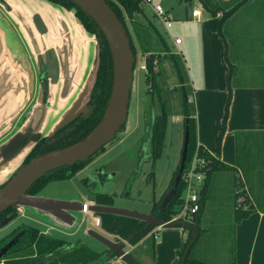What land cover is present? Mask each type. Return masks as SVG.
Wrapping results in <instances>:
<instances>
[{"label":"crops","instance_id":"obj_1","mask_svg":"<svg viewBox=\"0 0 264 264\" xmlns=\"http://www.w3.org/2000/svg\"><path fill=\"white\" fill-rule=\"evenodd\" d=\"M193 1L196 3L194 10L198 9L201 11V16L199 18H194L192 16L194 10H192V13L189 12V4ZM153 2L161 5L163 3L162 0H153ZM179 2L188 6V17H186L185 11L184 13L185 21H188L189 23L183 25V35L177 36L182 41L180 45H176L175 39L173 38L170 44H166L169 50L183 56L184 63L188 69L187 73L194 91L191 100L194 101L196 105L197 143L207 152L216 156L218 138L223 126L225 108L228 101V87L230 86L231 72L230 66L233 65L229 59V44H233L232 52H264V2L256 0L253 4H250L253 5L254 9H256L255 13H253V17L245 20L239 19L237 24H233L232 22L230 24V21L236 19L230 18L223 26L220 23L222 14L219 13L217 17H213L210 11L205 9L199 0H179ZM50 7L64 17V22L62 24H66L72 33L76 35L79 30H77L71 20L66 17L65 11L56 6L50 5ZM143 7L144 10H146V8H149L150 6L144 5ZM166 11L169 15V11ZM153 14L155 15L154 11ZM170 18L173 20L171 16ZM52 19L53 22H55L53 17L50 18V20ZM0 20H2L1 24L6 26V32H3L0 28V82L5 83L9 89L6 94L0 98L1 145L22 129L26 121L33 115V108L37 104V101L41 98H39V91L37 99L30 106L32 94L36 89L32 83L31 69H29L30 66L27 58L28 52L32 57H34V55L30 51L19 25L1 6ZM148 20L150 19L148 18ZM65 21L67 23H65ZM159 22L162 27H165L160 20ZM52 25L55 28V31H58V25L56 23H53ZM185 26L188 28H185ZM242 26H253V28L247 30L246 27ZM155 27L159 34H161V28L159 30L156 24ZM170 29H172V27ZM165 30L167 32L169 31L166 27ZM246 32H249L251 35H246ZM84 35L89 40L87 43L88 52H83V50L80 49V52L75 53V57L80 56L81 53L83 54L82 59L78 60V64L77 62L76 64L86 67V79L88 80L94 70L96 52L95 43L92 39L93 35L88 33ZM247 39L248 41L249 39L254 40V43L249 44L247 41V45H244V42ZM9 40L14 44L13 49H9L8 47ZM22 41L24 42L28 52H25L22 47ZM8 49L10 52H8ZM193 50L196 54L194 53L193 55H189L191 61H188L182 52H186L188 55L189 53H192ZM57 56L59 66L61 68V58L58 53ZM28 66L29 68H27ZM233 79L234 75L231 82L232 86H234ZM87 80L85 84L81 86H79L80 82H76L74 86L75 90L73 89L72 91H69L63 97H61L60 90L62 89L61 81L58 85L52 88L50 93V103L48 106L46 105L47 108L45 107L48 115L44 128L42 129L41 136L51 135L54 133L56 126L73 108H66L68 99L75 96L77 100L78 96L85 89ZM233 88L226 133L222 140L221 155L219 158L220 161L227 166L237 168V171H230L228 173L233 174L232 192L236 199L238 198L237 200H239L238 203H240V206L241 204L243 206L242 202L244 200H249L250 203L243 206L244 210H248L251 207L254 208L253 213H251L249 217L243 219L235 226L234 264H264V85H235ZM25 113L26 118L23 119L20 124L17 122L12 129V123L22 118ZM244 134L249 135H246L243 138L245 148L243 149L241 156L245 155V158L243 162H240L238 155V136L240 135L242 137ZM250 139H254L252 143L250 142ZM15 171L16 167L12 168L10 172L4 175L3 178H1L2 184L11 179ZM244 174L248 176V180L245 179ZM240 175L243 177L241 178ZM218 181L216 180V183ZM240 186L242 190L246 191L243 195L239 194ZM211 189L212 185L210 183L208 191L210 192ZM218 189L219 187L216 188V190ZM207 198L208 196L205 198L203 203L201 214V227L204 226V228L205 225L211 223L212 218ZM93 203L94 201L89 202V204ZM25 210L27 211V209ZM155 210H159V208H156ZM34 215L36 216V214ZM83 215L85 217L81 218V221L78 223V227L67 233L69 236H73L74 238V236L76 237V235H78V230L84 223L85 218L90 219L93 227L101 228V226L97 227L94 224V218L90 214ZM147 215H153V213ZM41 224H43V222H41ZM50 225L51 226H48L50 229L45 231L40 230L44 234L50 236L48 233L50 230L55 228L62 229L52 223ZM158 228L159 227L156 229ZM91 230L96 231L87 227L84 233L85 236H83V234L78 237L75 242H81L99 253L104 252L107 247L98 242L96 239L90 237L89 232ZM204 230L205 231L203 233L206 232V229ZM97 233L113 242L118 240L115 235H112L105 230L101 233ZM160 233L162 234L160 235ZM86 235H89L88 237L100 246L89 245V242L86 241L85 238ZM187 236L188 232H186L182 227L162 226L157 232L156 241H158L155 246V259H151L152 262L148 261V257L151 256V253L149 252L147 243H139L136 246L126 243V250L128 252L134 251V257L141 264H180L178 252L182 248V244L186 241ZM201 238L202 234L198 243ZM120 240L124 242L126 241L122 239ZM193 257L201 260L199 251L197 250L196 252L194 250ZM104 264L128 263L119 257H114L106 261Z\"/></svg>","mask_w":264,"mask_h":264},{"label":"rangeland","instance_id":"obj_2","mask_svg":"<svg viewBox=\"0 0 264 264\" xmlns=\"http://www.w3.org/2000/svg\"><path fill=\"white\" fill-rule=\"evenodd\" d=\"M22 1L33 9L43 8L47 11L50 7L49 4L58 7L56 4H53L48 0ZM110 1L118 6V2L116 0ZM162 1V5L169 11V16L173 18L172 29L167 32L165 27H162L159 19L153 14L151 7L146 8L145 14L150 20H152L154 25L156 24L159 30L161 28L160 31L162 39L167 44H170L172 38L176 39L179 38L177 36L183 35V25L188 24L189 22L185 21L184 3H180L179 0ZM216 1L217 6L223 8L224 11H230L239 2L238 0ZM254 1L256 0H250L245 6H243L244 8L241 7L232 17L236 19L230 21V24L231 22L233 24H237L239 19L245 20L253 17V13H255L256 9H254L253 5L250 4H253ZM260 1L264 2V0ZM189 5V12L192 13V10L195 9L196 3L193 1ZM72 12H74V10ZM124 17L137 49L135 88L132 93V100L129 109V122L124 129V133L117 141H114L112 145L108 146L102 154L90 161L73 179L63 183H52L47 186L41 195L47 199L54 201L57 200L62 203L75 202L85 204L95 201L96 195L108 194L112 197V206L115 208L141 214H151L154 213L156 208H161L164 198L170 191L172 181L176 178L175 173L178 172L179 169L185 138L184 130L186 118L183 115V103L185 100H188L191 107L196 108V105L194 101L191 100L194 91L192 83L189 80L187 73L188 69L184 63L183 56L171 50H169L170 52L168 53L164 52L155 32L150 33L152 44L155 45V50H150L149 52L145 51L140 41L137 39L134 24L130 22L126 12L124 13ZM137 18L139 22L147 26L148 23H145L144 18ZM1 22L2 20H0V28L3 32H6V26L1 24ZM242 27H246L247 30L253 28V26ZM185 28L188 27L185 26ZM245 34L248 36L251 35L249 32H246ZM247 41L248 39L244 42V45H247ZM253 41L254 40L249 39L248 43L253 44ZM22 43V47L25 52H28L23 41ZM8 47L9 49L14 48V44L10 40L8 41ZM232 48L233 44H229V59L235 67L233 85H264V52H232ZM9 49L8 52H10ZM80 49L85 52L83 47H80ZM75 53L76 52H73V54ZM182 53H184V57L188 59V61H191L189 55H193L194 53L196 54L194 50L188 55L186 52ZM148 54L150 57L154 54L161 55L163 58L165 57L161 64L157 67L161 70V76L157 79V85L162 96V103H164L163 109H165L168 116V126L163 152L160 159L156 162L155 167H153L151 162H147V160L144 159V156L148 153V146L150 142L148 125L150 124L153 115L159 114L161 109L157 92L154 93L153 98V94L150 91L149 84L147 82L148 71L145 72L140 69L144 60L147 59ZM171 55H177V57L183 61V67L186 71L185 86L180 84V80L171 60ZM82 57V53L80 56L75 57L77 64L78 60H81ZM62 62L67 68L70 65L64 59H62ZM155 64H157V62H155ZM27 68H29V66ZM72 69H75V77L77 79L76 82H79V80L85 75L86 67L78 65L76 67L72 66ZM93 79L94 72L91 77V80ZM94 83L92 88L94 87ZM73 89L75 90V88ZM82 102H77L76 108H81L83 104ZM25 118L26 113L22 116V118H20L21 120L18 119L16 122L12 123V129L17 122L20 124ZM152 172H154V178L150 177ZM240 177L242 178L243 176L240 175ZM244 177L245 179L248 178L245 174ZM232 178L233 174L231 173L219 172L215 173L211 180L212 189L207 195V203L210 206V212L212 215L211 223L205 225V228L204 226L201 227L203 231L206 229V232L202 233V238L196 246V249H194L195 252L196 250L199 251L200 259L208 264H234L235 262L234 230L236 221L234 214L237 209H235L236 205H238V208H241V206L238 203L239 200L236 199L232 192ZM216 180L219 181L216 183ZM215 187H219V189L216 190ZM239 190V194L242 195L246 192L245 190H242L241 186L239 187ZM19 210L18 214L21 215L0 229V242L6 241L7 236L20 227H37L39 230L41 229L45 231L50 229L48 226H51V222H55L56 220L45 215L40 216L37 214L35 216L32 209L29 208L27 211L25 209ZM76 215L78 216L79 222L81 221V218L85 217L82 213H77ZM84 220V223L78 230V235H76L77 238L75 236L74 238L73 236H69L67 233H69L70 230H67L66 228H55L50 230L48 233L53 238L63 239L68 242H75L78 237L85 233V229L87 227H90L100 233L104 231L102 228L93 227L90 219L85 218ZM41 222H43V224H41ZM161 234L162 233H160V235ZM83 236H85V234ZM88 236L89 235H86L85 238L86 241L89 242V245L100 246ZM149 252H151L150 247ZM133 254L135 255V253ZM148 259L149 262H152L151 256L148 257Z\"/></svg>","mask_w":264,"mask_h":264},{"label":"water","instance_id":"obj_3","mask_svg":"<svg viewBox=\"0 0 264 264\" xmlns=\"http://www.w3.org/2000/svg\"><path fill=\"white\" fill-rule=\"evenodd\" d=\"M84 13H86L98 26L99 31L104 35L113 60V83L111 96L106 112L99 125L83 140L60 150H56L31 161L28 165L20 168L12 178L2 184L1 178L14 167L16 170L21 166L28 154L33 150L41 138L42 129L47 119L46 105L42 104V99L37 101L33 108V115L29 118L22 129L12 138L0 145V215L11 208L14 209H32L34 214L45 215L56 219L52 221L54 225L74 230L79 219L77 213H84L82 203L68 202L62 203L57 200H50L42 195L31 196L28 194L30 189L44 176L58 169L74 166L80 162H87L90 158L98 154L102 149L112 145L116 139H119L124 133L123 127L129 122V109L132 100V93L135 88V69L136 55L133 52L131 39L123 22L113 10L110 3L106 0H71ZM0 6L11 16L19 25L30 51L39 63L42 57L47 66L49 76L50 92L53 87L62 82L61 97L72 91L76 84L75 69L72 66H78L73 52H80L83 47L88 52V39L85 27L79 22L75 12L64 8L66 17H68L77 30L76 35L72 33L64 22V17L56 10L49 7L46 11L43 8L29 7L22 0H0ZM50 6V4H49ZM186 17H188V6H185ZM54 18L50 20V18ZM53 23L58 26L55 31ZM65 23H67L65 21ZM54 28V29H53ZM95 43L96 63L94 66V79L91 80V73L86 87L78 96L75 105L67 115L63 117L56 126L55 131L69 122L80 109L76 108L77 102L87 100L92 91V85L96 82L99 62L100 48L99 42L93 35ZM70 52V53H69ZM57 53L61 58L62 66L60 68L57 61ZM62 59L70 65L65 67ZM67 59V60H66ZM90 80V81H89ZM95 84V83H94ZM8 87L0 82V98L6 94ZM39 98H41V93ZM83 101L82 103H84ZM47 108V107H46ZM128 131V128H127ZM189 145V132L185 136L184 149L179 172L172 190L164 198L159 211H163L172 200L179 187L182 175L185 169ZM88 212L93 214H108L140 220L147 223L146 229L153 224L167 227H187L194 231V238L188 246L181 264H186L187 258L199 238V232L188 223H167L158 219L154 215L141 214L124 209H118L113 206L97 205L96 203L88 205ZM14 216L4 219L0 224L6 225ZM90 236L107 247L110 251L108 256L113 253L128 264H141L132 255L126 251V243L131 244L132 239L125 242H113L108 238L91 230ZM18 240L11 241L2 251L0 258L11 249Z\"/></svg>","mask_w":264,"mask_h":264},{"label":"trees","instance_id":"obj_4","mask_svg":"<svg viewBox=\"0 0 264 264\" xmlns=\"http://www.w3.org/2000/svg\"><path fill=\"white\" fill-rule=\"evenodd\" d=\"M53 4L61 6L67 10H75L77 18L81 21L82 25L85 29L95 35L99 42L100 48V62H99V70L97 74V80L99 75L103 80L107 77L110 79V85L107 89V97L108 103L111 96L112 90V83H113V60L112 55L108 46V43L104 37V35L99 31L98 26L95 22L86 14L84 13L78 6H76L71 0H48ZM110 3L113 10L117 13L120 20L125 25L129 37L131 39V45L134 54L137 57V49L133 42L128 24L124 17V13L126 12L130 22L134 24V29L136 32V36L138 41H140L143 49L145 51L155 50V45L152 44V38L150 33H156L157 39L160 41V46L164 52L168 53L169 48L166 42L162 39V35L159 34L155 25L152 23L151 20H148L145 10H144V3L143 0H116L118 2V6L115 5L110 0H106ZM205 9L209 10L213 17H217L219 13L223 16L221 17L220 23L223 26L230 18L234 16V14L243 6H245L250 0H238L239 2L235 5L233 9L230 11H224L223 8L217 6L216 0H199ZM123 10H122V8ZM137 17H142L145 19V23H148L147 26L142 24L138 21ZM84 23L86 25H84ZM221 30V28H220ZM103 53V54H102ZM103 58V61H102ZM165 58V57H164ZM163 56L154 54L147 60L148 66V79L147 82L149 84L150 91L152 92V96L154 98V93L157 92L159 100H160V107L163 109L164 103H162V96L158 89L157 79L161 76V70L158 69V65L161 64L163 61ZM171 60L174 65V69L177 73V76L180 80V84L185 86L186 83V71L183 67V61L177 55H171ZM157 62V64H155ZM231 72H230V86L228 87V101L225 108V116L223 120V126L221 128L218 143H217V151L216 156H213L209 152H207L203 147L199 146L197 143V122H196V108L191 107L188 103V100H185L183 103L184 110L183 115L185 116V130L184 136L187 134V130L189 132V145H188V153L187 159L185 163V168L187 165L191 163L193 157L196 153L198 156L205 161L204 169L202 170L205 173L206 181L205 187L202 191V208L199 214L196 216V219L191 224L194 228H196L199 232V238L201 234L204 232L201 228V214L203 209V203L205 198L207 197L209 191V185L211 183L212 177L215 173L219 172H230V171H237V168H232L227 166L226 164L220 161L221 155V146L222 140L226 133V126L229 117V110L230 105L232 102V95H233V86L231 85L232 78L234 75V65H231ZM96 80V83H97ZM108 107V105H107ZM191 108V109H190ZM107 109V108H106ZM164 115L159 117L154 125L152 126V146L154 148V159H159L161 154V149L164 147V141L167 134V126H168V116L166 114L165 109H163ZM106 112V110H105ZM105 112L99 117V119H90L88 122V126L84 130L81 136H79L75 141L70 142L66 145L61 147H53L38 153L37 151L41 148V144L38 142L37 145L33 148V150L28 154L25 158L23 166L28 165L31 161L42 156L44 154L60 150L66 147H69L83 139H85L101 122ZM124 128V127H123ZM249 134H244V136H238V155L240 162L244 160V156L242 155V151L245 148L244 137ZM118 139H116L117 141ZM254 139H250L252 143ZM253 145V144H252ZM106 149H102L98 154L94 157L90 158L87 162H80L74 166H68L56 171H53L46 176H44L41 180H39L28 192L31 196L39 195L40 192L44 189V187L50 183L51 181H61L73 178L79 171H81L90 161L94 160L98 155L102 154ZM180 169V166H179ZM178 169V172H179ZM185 170V169H184ZM178 172L175 173V177L177 176ZM184 173V172H183ZM183 176V175H182ZM176 178L172 181L171 188L174 187ZM184 182L181 179L179 187L176 191V194L173 196L170 203L163 211L155 210L153 215L156 216L158 219L163 220L165 222L170 221L174 214H175V207L182 203L181 196L184 191ZM238 199V198H237ZM112 197L109 195H97L96 196V204L103 205V206H112ZM243 206L250 203L249 200H244ZM240 204V203H239ZM242 204L241 208H238L236 205L235 210V221L236 225L240 223L243 219L249 217L251 213H253L254 208H249L248 210H244ZM14 216L13 219L18 217L17 209L11 208L9 211L0 215V223L6 219L7 217ZM96 217H99L101 220V228L106 232L115 235L118 240L116 242H120L122 240H131V245L136 246L139 243H147L150 247L151 259H155V246H156V236L154 234V230L159 227V224H153L149 228L146 229L147 223L122 217L116 215H108V214H96ZM3 225L0 224V228ZM186 232H188V236L186 241L182 244V248L178 252V256L180 258V264L184 258L185 252L188 246L191 244L194 238V231L192 228L182 227ZM199 238L197 242L194 244L188 258L186 264H208L202 260L195 259L193 257V251L198 244ZM7 240L4 242H0V251H2L11 241L18 240L17 243L9 249V251L0 258V264H104L106 261L118 257L117 254L113 253L112 255L108 256L110 251L106 249L104 252L99 253L87 245H84L81 242H68L63 239H56L51 236L44 234L37 228L24 226L20 227L19 229L12 232L10 235L7 236ZM134 251L131 252L133 255ZM135 258V257H134ZM136 259V258H135ZM137 260V259H136ZM138 261V260H137Z\"/></svg>","mask_w":264,"mask_h":264},{"label":"flooded vegetation","instance_id":"obj_5","mask_svg":"<svg viewBox=\"0 0 264 264\" xmlns=\"http://www.w3.org/2000/svg\"><path fill=\"white\" fill-rule=\"evenodd\" d=\"M58 7L60 9L64 10L63 7H61V6H58ZM69 11H71V10H69ZM74 12L76 14L75 10H74ZM80 23H81V21H80ZM84 25H86V24L84 23ZM88 34L93 35L90 32H88ZM27 59H28V63H29L30 69L32 71V83H33V86H35V89H36L33 92V94H32V101L30 103V106L37 99L39 91L41 93L42 104L48 106V104L50 103V96H51L50 93L51 92H50V89H49L50 84H49V76H48V73H47L46 63H45V61H44V59L42 57L39 58V63H38L36 58H35V56L32 57L29 54V52H28V58ZM89 60H91V59H89ZM57 61H58V64H59L58 56H57ZM102 61H103V58H102ZM86 77H87V74L85 72V75L83 76V78H81L79 80V82H80L79 86L85 84V82L87 80ZM109 85H110L109 77H107L105 80H103L101 78V76L99 75L97 83L95 82L94 87H93V89L91 91V94H90L89 98L87 100H85V102L82 104V107L79 108L80 111L78 112V114H76L74 116V118H72L69 122H67L65 125H63L61 128H59L53 134H51V135H42L40 140H39V143L42 146L37 152L41 153L42 151H45L47 149H50V148H53V147H61L63 145H66V144H68L70 142L75 141L79 136L82 135V133L84 132V130L88 126V122H89L90 119L93 120V119H96V118L99 119V117L101 118V116L105 112V110L107 108V105H108V97H107V92L108 91H107V89L109 88ZM75 101H76V97L75 96H73L72 98L68 99L66 108L73 107L74 104H75ZM163 115H164V111L161 108L160 109V113L156 114V115H153V118L151 119L150 124L148 125V132H149V135H150L149 141L150 142H149V146H148V153L144 156V159L147 160V162H151L153 167H155L156 162L160 159V157L162 155V152H163V149H161V154H160L159 159H154V148L152 146V126L154 125V122H156L155 119L157 120L159 117H161ZM125 128H126V126H124L123 130ZM23 163H24V161H23ZM23 163L17 169V171L20 170L21 167H23ZM79 172L76 175H78ZM101 176H102V174H101ZM150 177L154 178V172H152L150 174ZM73 178H71V179H73ZM71 179L61 180V181H51L50 183H48L44 187L42 192L47 188L48 185H50L52 183H55V182H62L63 183V182L70 181ZM2 187L3 186H1L0 188H2ZM42 192H40L39 195H41ZM102 195H108V194H102ZM94 202L96 203V200ZM17 211H19V210L17 209ZM18 216H19V214H18ZM9 223H7V224H9ZM6 225H4L3 227H5ZM3 227H1V228H3ZM37 229H39V228H37Z\"/></svg>","mask_w":264,"mask_h":264},{"label":"built area","instance_id":"obj_6","mask_svg":"<svg viewBox=\"0 0 264 264\" xmlns=\"http://www.w3.org/2000/svg\"><path fill=\"white\" fill-rule=\"evenodd\" d=\"M144 5L150 6L155 16L164 24V26L169 30L172 27V19L168 15L167 11L159 4H155L153 0H143ZM192 16L194 18H199L201 16V11L196 9L193 11ZM181 39H175V44L180 45ZM150 58V55L147 56V59L144 60V63L141 65L140 69L147 72V60ZM205 166L204 159L198 156V153L195 154L193 160L187 165L184 170L182 180L184 182V191L181 196L182 203L175 207V214L173 218L167 223H193L196 219V216L199 214L202 208V191L205 187L206 176L202 171ZM89 203L84 205V213L90 214L94 218V224L97 227L101 226V220L99 217H96L95 214L88 212ZM162 226H159L155 230L154 234L157 236V232L161 229Z\"/></svg>","mask_w":264,"mask_h":264}]
</instances>
